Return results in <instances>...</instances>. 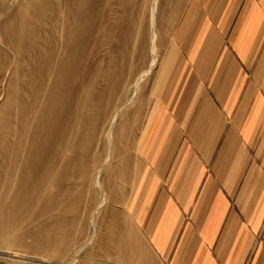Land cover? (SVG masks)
I'll use <instances>...</instances> for the list:
<instances>
[{
    "label": "rangeland",
    "instance_id": "1",
    "mask_svg": "<svg viewBox=\"0 0 264 264\" xmlns=\"http://www.w3.org/2000/svg\"><path fill=\"white\" fill-rule=\"evenodd\" d=\"M186 2L0 0L1 259L116 264Z\"/></svg>",
    "mask_w": 264,
    "mask_h": 264
},
{
    "label": "crops",
    "instance_id": "2",
    "mask_svg": "<svg viewBox=\"0 0 264 264\" xmlns=\"http://www.w3.org/2000/svg\"><path fill=\"white\" fill-rule=\"evenodd\" d=\"M171 41L170 87L140 134L134 235L109 260L264 264V0H187Z\"/></svg>",
    "mask_w": 264,
    "mask_h": 264
},
{
    "label": "built area",
    "instance_id": "3",
    "mask_svg": "<svg viewBox=\"0 0 264 264\" xmlns=\"http://www.w3.org/2000/svg\"><path fill=\"white\" fill-rule=\"evenodd\" d=\"M0 264H10V263L6 261L5 259L0 258Z\"/></svg>",
    "mask_w": 264,
    "mask_h": 264
}]
</instances>
